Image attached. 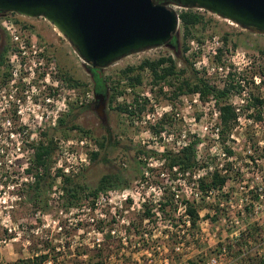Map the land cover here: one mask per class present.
I'll return each mask as SVG.
<instances>
[{"label":"rangeland","instance_id":"1","mask_svg":"<svg viewBox=\"0 0 264 264\" xmlns=\"http://www.w3.org/2000/svg\"><path fill=\"white\" fill-rule=\"evenodd\" d=\"M170 5L178 13L187 9ZM205 16L210 21L195 28V35L188 39L187 47L190 48L191 40L197 42L199 47L208 42L207 47L218 40L221 52L217 55L219 59L216 56V66L220 69L212 65L208 70L198 68L196 62L201 59V51L181 53L183 28L179 22V37L175 38V43L172 42L173 47L146 49L99 70L103 77L119 79L122 92L116 95L111 105L106 98L104 118L96 113L97 103H81L87 107L76 111V123L91 131L89 136L77 129L56 131L50 125L41 140L24 141L19 150L12 144L7 146L4 143L7 141L0 138V264L34 255L40 251L43 239L49 238L50 243L54 241V245L58 244L56 240L61 233L58 232V224L53 221L58 219L59 224H67V218L75 209L92 204L97 196L115 199L126 193L138 202L146 199L148 204L143 210L129 212L130 218L136 222L150 214L156 208L153 200L161 197L163 202L158 212L166 218H174L179 213L180 199L182 203L185 202L189 188L194 186V174L204 176L215 168L227 176L226 183L218 188L215 196L210 200L188 199L199 212V224L192 227V231L199 234L194 239L195 246L203 248V254L209 256L214 252L212 248L222 242L227 249H231L228 257L235 259V264L237 261L233 254L242 239L245 240L244 250L264 254V53L261 52L264 49V33L242 28L207 11ZM9 18L22 25L32 24L41 32L40 37L33 30L54 54H58V61L64 69L77 74L86 84L80 86L81 96L86 92L92 94L91 67L82 62L74 47L47 20L43 17L27 18L16 13ZM166 55L172 56L177 69L184 72L172 75L166 81L152 83L149 71L142 70L141 82L135 85L129 84L127 77H120V71L126 66L138 65L145 58L156 59ZM205 57L208 58L207 53ZM193 73L220 87L232 82L236 88L231 90L224 102H217L212 96L202 98L196 92H178L180 82L184 78L190 79ZM226 102L233 107L239 106V111L234 128L222 139L219 135L221 121L218 108ZM119 105L134 112L121 111L117 109ZM50 137L55 144L50 167L52 174L57 152L62 145L66 147L69 144L78 152H86L88 163L68 177L92 188L102 175L120 172L123 177L129 178L128 185L99 191L91 199L82 198L77 205L66 208L64 179H59L54 173L47 195V208L35 207L28 201L27 194L41 174V168L35 167L36 147L40 142L46 143ZM196 139L198 165L193 171L183 173L171 170L162 161V152L176 150ZM102 140L104 146L100 148L98 141ZM80 141L84 143L80 144ZM136 148L152 150L149 155L141 156L146 163L141 173L132 168ZM227 149L232 153L228 154ZM93 151L99 152L95 159L91 158ZM122 190H126L125 193ZM174 194L179 195L177 201ZM233 219H236V224L231 223ZM175 220L178 223L180 217ZM67 230L70 235L74 233V227ZM251 234L252 238L249 236ZM199 256V253L195 255L194 261L199 260ZM228 257L224 261L229 260ZM73 258L68 255L66 260L73 263ZM56 263L62 264L59 261Z\"/></svg>","mask_w":264,"mask_h":264},{"label":"built area","instance_id":"2","mask_svg":"<svg viewBox=\"0 0 264 264\" xmlns=\"http://www.w3.org/2000/svg\"><path fill=\"white\" fill-rule=\"evenodd\" d=\"M23 27L20 22L14 21L12 18H0V30L4 29L7 32L13 45L19 44L20 46L18 50L13 47L9 48L7 64L11 77L6 88H0V138L3 137V140L7 141L4 142L7 146L12 144L17 150L20 149V145L24 141L41 140L47 127L50 125L52 128L55 127L62 113L66 112L72 104L66 97L65 100L60 99L52 108H47L44 105L46 100L39 102L36 99L47 84L44 82L40 86L36 82L40 79L38 75L43 73L46 77L53 76L55 65L53 62L45 65L41 54L42 50L37 46L38 37L32 31L30 34H26ZM28 42L35 45L32 47V51L28 48ZM207 43L199 47L197 42L191 40L190 48L186 53H191L193 50L197 53L201 51V59L196 62L198 68L205 67L208 70L209 65H212L215 69H220L216 66V56L221 43L215 40L206 47ZM206 53L208 58L205 57ZM201 63L203 66L199 65ZM23 70L30 72V75L21 76ZM53 85H56V81L53 82ZM196 95L200 94L196 92ZM93 98V92L92 94L86 92L84 96H81L80 93L78 104L83 101L85 104L90 103ZM233 108L237 121L239 106ZM218 114L220 116V112ZM147 118L149 119V116ZM83 143L80 141V144ZM87 159L86 152H78L69 144L66 147L62 145L57 152L52 169L57 177L62 179L83 168L88 163ZM200 177V173L194 174V186L189 188L185 202L182 203V199H180L179 213L174 218H166L164 214L158 212L163 202V199L158 197L153 200L156 208L136 222L134 218H130L129 212L143 210L148 201L142 199L141 202H138L126 194V190H122L125 194L120 198L105 199L97 196L92 204L75 209L67 218L68 223L65 225L59 224L58 219L54 220L53 223L58 224V232L61 233V236L56 240L58 244L55 245V251L59 252L57 261L62 264H74L70 261L67 262L66 258L69 255L76 256L82 262L79 264H89L92 257L91 251H98L107 245V249L102 255L98 257L93 255L94 260H91V264L95 261H99L100 264H235V259L228 257L229 250L221 241L212 248L214 252L209 256L207 253L203 254V248L195 246L194 239L199 234L194 233L192 227L199 224V215L193 224L191 216L186 211L188 199H192L190 201L210 200L219 191L215 188L202 190L199 187ZM174 196V200L177 201L179 195L174 194ZM178 217H180V221L177 223L178 220L175 219ZM231 223L236 224V219L231 220ZM63 227H65L64 230H62ZM70 227H74V233L71 235L67 230ZM54 243L53 241L52 244ZM45 252L49 257L44 264H55L49 248ZM198 253L201 256H199V260L194 261V257ZM227 257L229 260L224 261Z\"/></svg>","mask_w":264,"mask_h":264},{"label":"trees","instance_id":"3","mask_svg":"<svg viewBox=\"0 0 264 264\" xmlns=\"http://www.w3.org/2000/svg\"><path fill=\"white\" fill-rule=\"evenodd\" d=\"M179 19L183 28V37L182 43L180 46L181 53L187 51V41L190 37H193L195 34L194 30L198 25H205L207 21H210V18H206L205 11L199 9H182L179 12ZM25 25V24H24ZM200 39V38H199ZM226 40V37L224 36ZM175 39L172 40L174 42ZM8 52L7 45H4L0 52V76H4L6 74V53ZM221 52L218 49V53ZM264 53V49L261 50ZM219 59V56H217ZM92 74V81H93V89L96 92H104L105 95L108 91V102L111 105L113 99L116 97L117 94H120L122 90L120 89L121 83L120 80H111L109 76H101L99 70L100 68H90ZM149 71V75L151 76L152 83H157L160 81H166L170 76L178 75L179 73L184 72L183 69H177L175 60L170 55L160 56L156 59H143L138 65H130L126 66L124 69L120 71L121 78L127 77L129 84L135 85L141 82L142 75L140 71ZM134 71H136L134 73ZM132 72V73H131ZM131 73V74H130ZM64 76L67 80L71 83L73 82V76L70 72L65 71ZM79 85L85 86L84 82H81L79 79ZM236 88V85L232 82H226L223 86H218L208 80L198 77L195 73H193L190 77L184 78L180 84L177 86V91L181 93H195L198 92L202 98L207 96H212L217 102H224L225 98L230 94L231 90ZM257 102H260L258 98H255ZM94 103V102H91ZM81 107H87V105H76L75 107H71L66 114L59 119L57 127L53 130H70V129H77L83 132L85 135H90L88 129H84L80 127L76 123L77 118V109ZM117 109L121 111H129L134 112V110H128L127 107L117 106ZM219 112H220V138L225 139L229 132L235 126L236 123V113L235 110L230 103H223L219 105ZM44 135L46 132L43 133ZM47 142H40L36 147L35 152V167L41 168V174H39L38 180L31 186L29 193L27 194V199L29 202L33 203L35 207H39L45 210L48 206V192L52 187V176L55 177V174L51 173L50 167L51 163L53 162V152L55 150V144L52 137L47 138ZM104 140V138H103ZM103 140L100 142L98 141L99 147L104 146ZM198 140H190L184 146L176 151L166 150L164 151L161 156L163 162L169 167V169L173 170L175 168L176 171L180 172H191L193 171L197 165L198 160L196 156ZM152 150H146L144 148H136L135 149V156L134 160L132 161L133 165L132 168L134 171L141 173L142 166L146 163L142 159L141 156L149 155V152ZM228 154H231L232 151L227 149ZM98 151H93L91 154V158L95 159L98 155ZM51 175H50V173ZM137 175V174H136ZM65 186L64 190L66 193L65 204L64 207L70 208L84 198L87 200L88 198H92L97 195L99 191L102 190H111L114 188L125 187L128 185L129 178L123 177L120 172H114L110 174L102 175L99 180L97 181L94 187H88L84 184H79L73 178L65 176L64 178ZM227 181V176L222 174L217 168L213 171L209 172L207 175L201 176L199 178V187L202 190H207L211 188H221ZM186 211L192 218L193 224L195 223L196 219L198 218V208L192 204L187 202ZM250 238L253 235H249ZM242 239V238H241ZM240 239V240H241ZM42 247L39 249V252H35L34 255L27 257V258H18L13 262L8 264H43L46 259L49 257L48 253L45 252L46 249L49 248V251L54 259L57 262V257L59 252L55 251V245L50 243V240L43 239ZM47 246V247H46ZM245 240L239 242V246L236 248V252L233 254L236 257V264H264V254H258L257 251L251 252L248 249L244 250ZM46 247V248H45ZM43 248V249H42ZM107 246H103L102 249L98 251H91L92 257L88 262L91 264V260H94L93 255L98 257L102 255ZM228 250H231L230 248ZM91 262V263H90ZM74 264L82 263L78 258H73ZM59 264V263H56ZM93 264H100L99 261L93 262Z\"/></svg>","mask_w":264,"mask_h":264},{"label":"water","instance_id":"4","mask_svg":"<svg viewBox=\"0 0 264 264\" xmlns=\"http://www.w3.org/2000/svg\"><path fill=\"white\" fill-rule=\"evenodd\" d=\"M170 3L264 33V0H0V11L43 17L84 64L102 69L146 49L173 47L180 19ZM94 97L96 113L104 118V96Z\"/></svg>","mask_w":264,"mask_h":264},{"label":"flooded vegetation","instance_id":"5","mask_svg":"<svg viewBox=\"0 0 264 264\" xmlns=\"http://www.w3.org/2000/svg\"><path fill=\"white\" fill-rule=\"evenodd\" d=\"M13 14H14V12L0 11V18L10 17ZM24 24H23V26H24L23 28L26 30V34H30L31 31L33 32V30H35L39 36L42 35L41 32L37 31L32 24H27V23H24ZM40 37L38 38L37 46L39 49L42 50L41 54L45 60V65H48V64L53 62L55 65V71L53 73V76L49 75L48 77H46V75L44 76L43 73L38 75V78H40V79L37 80L36 82L39 83L40 86H41V83H44V82L47 84L44 86V89H42L40 91V96L36 97V99L39 102L46 100L47 102H45L44 105L47 108L48 107L52 108L54 106V104L59 102L60 99L65 100L66 97H67L68 102H72V104L69 106V109L71 107H75L76 105H79L78 104V98L80 96L79 76L73 72V73H71L73 76V79H74L73 82L71 83L69 80H67L64 76V72L65 71L69 72V71L64 69L63 65H61L60 62L58 61V58H59L58 54H56V53L54 54L50 50V46L44 40L42 41L40 39ZM30 43L28 42V48H29V50L32 51V47L35 45H31ZM173 43H175V42H173ZM4 45H7L8 50H9V47L10 48L13 47V49H16V50H18L20 47L19 44L13 45L12 42H10V38H9V35L7 34V32L4 29H1L0 30V52H1L2 48L4 47ZM40 45H42V46H40ZM7 54L8 53H6V55H5V57H6V60H5L6 74L4 76H0V88L1 89L6 88V86L8 85V82L10 80V77H11L9 72H8V64H7L8 55ZM90 72H91V69H90ZM28 75H30V72H27V70L22 71L21 76L27 77ZM54 81H56L55 86L53 85ZM93 92H94V96L96 94H102L104 96L105 100L108 97L107 93L105 95L104 92H96L94 90H93ZM92 102L97 103L95 101V97H94V100ZM67 111H69V110H67ZM77 115H78V113H77ZM58 122H59V120H58ZM58 122L56 123L55 127H57ZM55 127H53L52 129H54ZM29 134H31V132H29Z\"/></svg>","mask_w":264,"mask_h":264},{"label":"crops","instance_id":"6","mask_svg":"<svg viewBox=\"0 0 264 264\" xmlns=\"http://www.w3.org/2000/svg\"><path fill=\"white\" fill-rule=\"evenodd\" d=\"M44 264V263H43Z\"/></svg>","mask_w":264,"mask_h":264}]
</instances>
